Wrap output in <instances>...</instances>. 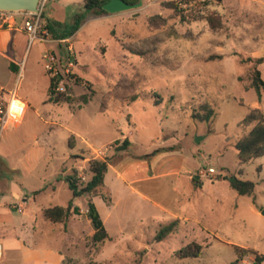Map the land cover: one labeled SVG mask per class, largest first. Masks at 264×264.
<instances>
[{"label": "rangeland", "instance_id": "1", "mask_svg": "<svg viewBox=\"0 0 264 264\" xmlns=\"http://www.w3.org/2000/svg\"><path fill=\"white\" fill-rule=\"evenodd\" d=\"M166 1L181 0H142L140 8L107 18L89 14L72 37L56 45L27 41L26 74L14 83L20 95L34 98L39 118L29 114L21 126L9 123L0 134V187L19 189L21 183L29 192L45 191L35 201L28 193L25 211L17 204L9 207L11 193L1 197L0 229L14 228L18 234L0 238L7 264L21 263L23 243L33 252H48L42 257L31 252L41 264H51L56 252L64 264H229L236 259L235 246L264 255V156L241 163L234 147L253 126L243 124L249 109L264 113V92L258 98L254 89L245 88L254 67L248 59L264 57V0H188L190 13L198 16L188 23L164 8ZM53 9L56 26L49 16ZM83 10V0H49L43 12L54 30L72 32L73 16ZM155 15L164 20L149 24ZM46 53L55 59L60 92L75 98L72 104L42 105L48 88L49 71L41 59ZM256 67L264 80V63ZM5 73L9 70L0 66V79L7 80ZM83 95L90 96L87 104L81 102ZM204 105L212 110L208 120ZM83 140L94 145L87 147ZM170 148L182 159L179 176L131 185L129 164L143 161L153 169L159 164L154 158ZM90 159L108 162L107 184L74 199L79 211L65 225L44 220V207L65 206L72 198L59 181L61 166L67 174L76 169L85 183ZM13 165L17 172L8 170ZM210 167L215 175L205 176ZM231 176L251 182V193L233 189L226 180ZM131 187L147 199L133 195ZM89 200L109 240L94 242ZM35 213L34 234L24 237L17 226ZM175 220L174 230L155 241ZM192 242L202 246L200 256L177 258L176 252ZM253 258L247 255L240 264H252Z\"/></svg>", "mask_w": 264, "mask_h": 264}, {"label": "trees", "instance_id": "2", "mask_svg": "<svg viewBox=\"0 0 264 264\" xmlns=\"http://www.w3.org/2000/svg\"><path fill=\"white\" fill-rule=\"evenodd\" d=\"M109 0H83L84 10L76 13L73 16V31L65 32L60 35H55V31L51 25L46 22L45 28L49 30L56 39H67L71 37L76 31H78L81 25L85 22L87 15L94 14L95 16H107L109 15L104 9L103 5ZM127 3L133 4L139 0H124ZM183 2V3H182ZM191 1L181 0V1H166L163 3V7L172 11L173 15L183 23H188L198 20V16L192 15L190 12ZM42 19V14H41ZM164 19L160 15L152 16L148 19L149 24L156 25L157 22L163 21ZM210 21V18H209ZM55 26L57 23H53ZM249 62H254V67L250 72V84L246 85V89H254L258 98L261 97V93L264 92V80L261 78V73L256 66L264 63V57L257 58L253 61L252 58L248 59ZM61 81V76L59 74L51 76L49 80L48 88V102L54 104H72L75 98L65 95L62 92H58L57 88ZM238 82H242L241 78H238ZM81 102L87 104L90 101V96L83 95L81 97ZM204 109L208 111V106L204 105ZM212 113L210 109L206 115V120L209 119V115ZM243 124L253 125L244 136L238 140L234 147L237 151L238 159L241 163H248L251 160L264 156V113L259 109H249V113L243 120ZM124 144L127 145L125 142ZM172 151L170 148L169 151ZM154 153H158L155 151ZM153 153V154H154ZM148 155L144 156L146 158ZM108 162L106 160L90 159L87 165V172L89 174V179L85 183H81L77 178L78 171L73 169L72 173L64 177V181L67 183L69 190L72 194V199L68 202L66 206H54L47 208L43 211V217L52 222L66 224L70 217L77 214L79 211L77 207L74 206L73 200L82 197L86 194H95L101 190L104 186V178L108 171ZM230 186L238 191L240 194L251 193L253 189V184L251 182H243L238 180L236 177L231 176L226 178ZM194 181V180H193ZM196 183V182H195ZM106 201V198H103ZM87 213L90 219L91 225L94 229V234L92 236L94 242H104L109 240L110 237L106 232L98 210L92 200L87 203ZM178 221L175 220L171 224L164 226L155 237V241L159 242L165 237H167L175 228ZM202 251V246L198 243L192 242L181 248L176 252V256L179 259L184 258H197L200 256ZM236 259L229 264H240L242 259L247 255H253L254 260L252 264H261L264 262V255H259L255 250L249 248H241L235 246ZM87 264H100L94 261H90Z\"/></svg>", "mask_w": 264, "mask_h": 264}, {"label": "crops", "instance_id": "3", "mask_svg": "<svg viewBox=\"0 0 264 264\" xmlns=\"http://www.w3.org/2000/svg\"><path fill=\"white\" fill-rule=\"evenodd\" d=\"M55 11L56 10L53 9V10H51L49 12V16L51 18V21H53L54 23L59 22L58 18L56 16H54L55 13H56ZM91 15L93 16L92 17L93 19L107 18V17L111 16V15H107V16L98 17V16H95L94 14H91ZM47 18H49V17H47ZM21 20H22L21 17L18 16L16 18V20H15V25L13 27H11V26L9 27V26L0 24V66L3 65V67L5 69L9 70V73H7V74L5 73L6 74L5 77H6L7 80L0 79V87L4 90V98L8 102H11V109L13 107H18L19 110H20L19 118L17 119L16 116H14L11 119V121H10V124L12 123V125H14L16 127L21 126V124L23 123V121L27 117L30 118L31 116H29V114L30 115L33 114L34 115L33 117L36 120H38V118H39V110H38L37 106L35 105V102L33 101L34 98L31 95H28V94L27 95H20L19 94V90H18L19 83H17V84L14 83V81L16 80L17 76L20 75L22 78L25 77L26 64H27V60H28V58L26 57V43H27V41H30V39H29L28 34L22 28V21ZM45 20H46V17L44 15V12L42 11V19L40 20V23H39V26H38V29H37V34L39 32L40 34L42 33V35H45V36L48 35V38H49L50 35H51V37H53L52 36L53 34L51 32H49L48 29L45 28V25H46ZM65 32H67V31H65ZM65 32L56 30L55 31V35H60V34L65 33ZM48 38L46 40H43V41H50V42L54 43L55 45H56L57 41L62 40V39H56V38H53L51 40V39H48ZM39 41H42V40H39ZM51 51H54V49L52 48ZM58 54H59V56H63V52L61 50L58 51ZM25 57H26V59H25ZM24 59H25V63H24V66H23L22 62L24 61ZM45 74L47 76L48 88H49L50 77L54 76V74L51 73V72H49V73L45 72ZM48 88H47V94H46V96H45V98H44V100L42 102V105L54 104V103H50V102L47 101L48 100ZM12 93H15V98L14 99L12 97ZM68 108L72 109V107H69V106H68ZM81 108L82 107H80V108H78L76 110L79 111ZM72 110H74V109H72ZM12 116H13V114H12ZM121 132L125 133V131H121ZM121 132H119V133L121 134ZM70 134L73 137L75 136L72 132H70ZM115 137L116 136H114V138L111 139L106 144H109V143L113 142L114 140H116ZM82 142H84L85 146H87V147L88 146L90 147V146L94 145L93 143L88 142L86 140H83ZM175 155H176V151L159 153V155L154 158V160H158L159 159V164H157V166L155 168L153 167V169H150V165L147 162H143V161L142 162L141 161H134V163L129 164V168H128L129 177L128 178H129V181L131 182V185L132 184H136L138 181L143 180V179H153L155 177L163 178V177H165L167 175H177V176H179V174H180V164L182 162V159L176 158ZM154 160H152V162H151L152 164L154 163ZM63 165L61 166V175H60L61 179L60 180L58 179L60 182L64 181V177L69 175V174H67V171L63 170L64 169ZM8 170L10 172H17V169H15V165L10 167ZM109 172H110V169L108 168V171H107V173L105 175V178H104V184L105 185L107 184V178H108ZM147 175H148V177H147ZM0 176H1V180H2L3 174H0ZM187 178L190 180V182L193 184V186L195 188H197L196 187L197 183H194L193 177L190 174V172L187 175ZM1 183L2 182L0 181V185H1ZM112 183H113L114 187L118 186V183H116V184H115V182H112ZM19 186H20L19 189L15 188V186H14L13 189L8 188V190L5 189L4 187H0V201H1V197H5L6 193H11V197L13 198V201L9 204V207L11 208L12 205L17 204V205H20L21 208H23V209H21V211H25L27 209V207H28V203H29V200H30V197H29L28 193H30V195H32V198L35 201V198L39 194H41L43 191H45V188H42V189H39V190H35V191L29 192L23 187V185L21 183H19ZM128 190L129 189H127V191ZM129 191L133 195L139 196L142 199H147V197L141 191H139L137 188L131 187ZM68 202H67V204H68ZM73 203H74V206L76 207V203H75L74 200H73ZM155 205H157V204H155ZM52 207H54V206H52ZM159 208L160 209H164L165 207L159 205ZM45 209H47V208L44 207L41 210L42 215H43V211ZM100 218H101V216H100ZM44 220H46V219L44 218ZM36 222H37V214L35 213V215L32 216L31 221L23 222L22 225L17 226V228L19 229L18 233L19 234L22 233L23 236L24 235L26 236V235H28L30 233L34 234V228H35ZM48 222L50 224H53V225L60 224V223H52L50 221H48ZM49 223H47V225ZM103 226H104V224H103ZM14 231H16V230H14V228L11 229V232H10V230H8L6 228H3L2 230L0 229V238L1 237H5L7 235H11V236L17 237L18 234H16V232H14ZM249 249H251V248H249ZM31 252L33 254L39 253V255L41 257L44 256L45 253H48V252H45L43 249H37V250H35L33 252L32 248L29 249V246H26L23 243L22 244V254L23 255H22V261H21L20 264H41V261L37 260L35 255H32ZM256 252L259 255H262L258 251H256ZM39 255L36 254V256H39ZM53 257H54V260L51 261V264H64L63 263L64 257L61 254V252H56V255H54ZM253 260H254V258H253ZM7 262H8V258L6 256V253L4 254L2 252V260L0 261V264H7Z\"/></svg>", "mask_w": 264, "mask_h": 264}, {"label": "built area", "instance_id": "4", "mask_svg": "<svg viewBox=\"0 0 264 264\" xmlns=\"http://www.w3.org/2000/svg\"><path fill=\"white\" fill-rule=\"evenodd\" d=\"M48 1L49 0H39L38 12L0 10V24L13 27L16 18L19 16L22 19V28L28 34L30 41L44 40V37L38 36L37 29L41 20L42 11ZM42 59L45 61V69L56 75L57 73L53 70L55 59L47 53L42 56ZM60 90H62V88L58 87L57 91L60 92ZM12 97L13 99L15 98V93H12ZM11 119V102H8L4 98V90L0 87V134L8 126ZM204 175H215V170L210 167ZM78 180H80V182L82 180L84 181L85 177L79 175ZM2 252L3 247L0 243V261L2 260Z\"/></svg>", "mask_w": 264, "mask_h": 264}, {"label": "water", "instance_id": "5", "mask_svg": "<svg viewBox=\"0 0 264 264\" xmlns=\"http://www.w3.org/2000/svg\"><path fill=\"white\" fill-rule=\"evenodd\" d=\"M39 0H0V10L5 11H28L38 12ZM142 0L130 4L124 0H109L103 5V9L110 15L118 14L121 12L131 11L140 8ZM126 147H119L117 150H123ZM264 215V212L261 213Z\"/></svg>", "mask_w": 264, "mask_h": 264}, {"label": "clouds", "instance_id": "6", "mask_svg": "<svg viewBox=\"0 0 264 264\" xmlns=\"http://www.w3.org/2000/svg\"><path fill=\"white\" fill-rule=\"evenodd\" d=\"M11 112H12V114H13L14 116H16L17 119L19 118L20 110H19L18 107H13V108L11 109Z\"/></svg>", "mask_w": 264, "mask_h": 264}, {"label": "bare ground", "instance_id": "7", "mask_svg": "<svg viewBox=\"0 0 264 264\" xmlns=\"http://www.w3.org/2000/svg\"><path fill=\"white\" fill-rule=\"evenodd\" d=\"M11 117H12V112H11Z\"/></svg>", "mask_w": 264, "mask_h": 264}]
</instances>
